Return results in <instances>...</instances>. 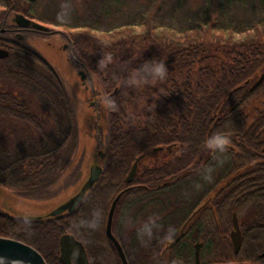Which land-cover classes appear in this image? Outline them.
Returning a JSON list of instances; mask_svg holds the SVG:
<instances>
[{
  "label": "trees",
  "instance_id": "16d2710c",
  "mask_svg": "<svg viewBox=\"0 0 264 264\" xmlns=\"http://www.w3.org/2000/svg\"><path fill=\"white\" fill-rule=\"evenodd\" d=\"M48 1L0 0V16L22 14L60 27L71 56L102 92L119 88L108 100L105 171L75 213L44 222L0 215V237L35 248L47 264H62L59 240L69 233L84 244L90 264H122L106 226L114 199L133 186L139 188L122 197L114 216L129 264H196L199 241L201 264H264V81L251 90L264 73V0H208L185 18L187 0H141L132 13L113 5L120 0H78L81 17L74 25L39 14ZM7 37L0 33V48L9 51L0 59V184L27 197L49 196L46 190L77 151L75 110L41 54ZM153 59L169 70L159 85L163 92L129 87L128 70ZM220 133L230 139L223 154L206 146ZM164 151V160L146 165ZM209 168L212 179L206 180ZM128 199L129 244L119 230ZM206 199L212 209L197 223L209 215L208 237L192 229L162 257ZM234 213L243 229L238 254L229 236ZM145 224L151 236L138 235Z\"/></svg>",
  "mask_w": 264,
  "mask_h": 264
},
{
  "label": "water",
  "instance_id": "95a60500",
  "mask_svg": "<svg viewBox=\"0 0 264 264\" xmlns=\"http://www.w3.org/2000/svg\"><path fill=\"white\" fill-rule=\"evenodd\" d=\"M11 19H12V24H17L22 27H32L35 30H38L41 32H46V33L51 32V29L49 27H45L42 24L34 22L22 14H13ZM8 56H9V51L6 49L0 48V59H4ZM43 58L46 60L45 57ZM53 69L55 70L54 67ZM85 69L86 70H78V74L81 76L83 86L87 90V93L90 94V88L87 85V78H90L92 81V84H94V87H93L94 91L99 92L100 95L104 97V102L107 103L108 100L112 98L116 92H118L119 88H116L111 94L105 95L102 92L100 85L97 82L95 76L91 75V73L88 71L87 68ZM263 81H264V73L255 82L251 90L253 91L256 88H258ZM88 97L89 96L87 95V98ZM74 110H75L77 128H78L79 114L76 109ZM105 110L106 111L104 112V116H105L104 124L106 126V130L108 133V123H107L108 107L107 106L105 107ZM87 135H89V137H92L93 139H95L94 136H96V135L92 136L91 134L87 133V131H85L83 136H87ZM97 144L98 143H96V145ZM81 148H82L81 144L79 143V146L77 147L76 155L72 163L75 161V159L81 152ZM156 150L162 151L164 149L158 148ZM167 150L171 151V147H168ZM143 158L144 156L139 157L134 163L132 170L126 180L128 184H131L133 182L137 174L139 164ZM98 159H99L98 162L92 161V163H90L88 173L85 174V177L83 178V180H81L76 185L73 191H71L66 197L62 198L61 201L54 203V204H52L53 202L50 203L51 201L43 202L37 199H29L27 197L25 199L23 196H17L16 194L0 186V209L1 211L4 214L9 215L10 217L18 218L22 221H32V222H44V221L55 220V219L62 218L64 216H68V215L75 213L80 207V205L83 203V201L95 189V187L97 186L101 177L104 174L105 165L107 161L106 140L104 142V146L102 147V149L98 151ZM72 163L70 164V166L72 165ZM70 166L66 169V171H68ZM136 188H139V187L131 186L125 189L124 191H122L121 193H119L118 196L114 199L112 206L110 208V211H109V215H108L106 234H107V237L110 239V241L115 246L122 264H129V262H128V259L126 257V254L124 252L122 245L120 244L119 240L116 238V236L113 233L114 216H115L116 208L120 200L122 199V197L126 193ZM9 195H11L12 197L10 198V201H12V203H10L8 200ZM22 201L32 206H39L40 204H43V205L46 204L45 207L48 206V209L42 212H31L30 211L28 214L27 213L22 214L21 213L22 210H19L20 212H16L13 209V207L15 208L16 206L19 207ZM204 207L205 205L200 207L198 210H196L193 213V215L188 219V221L182 227L179 235L173 241L169 242L168 245L164 248L162 252V257H164L171 248L177 245L185 237L186 228L189 226L190 222L202 211ZM233 226H234V229L230 234V238L232 241L234 252L235 254H238L242 246V232L239 226L237 214H234L233 216ZM59 246H60V261L62 262V264H90L89 257H88L84 244L81 241L77 240L74 235L69 234V233L63 234L60 237ZM200 248H201V244H197L195 256H196V261L198 264L200 263ZM0 264H47V262L45 261L42 254L38 252L35 248L23 242L17 241V240L0 237ZM179 264H182V263L180 262Z\"/></svg>",
  "mask_w": 264,
  "mask_h": 264
},
{
  "label": "rangeland",
  "instance_id": "374dc122",
  "mask_svg": "<svg viewBox=\"0 0 264 264\" xmlns=\"http://www.w3.org/2000/svg\"><path fill=\"white\" fill-rule=\"evenodd\" d=\"M188 7L184 9L181 13L182 17L185 18V13H189L190 11H197L201 6L206 5L208 0H187ZM78 0H49L45 5L44 9L39 11V14L42 16L57 19V14L62 10L66 11L67 16L66 19L69 23L74 25L76 21L79 20L80 9H78ZM87 0H81L80 3H85ZM141 0H120L119 3L114 2L113 5L117 8L130 11L132 13L133 9H136L141 5ZM61 5L64 8H61ZM214 12V11H212ZM212 16H215V14ZM76 24V23H75ZM52 27L51 32H63L58 26H50ZM67 36V34H64ZM29 46H31L34 50L39 52L46 60L55 68L58 73L59 78L64 84L69 97L72 100L74 109L77 110L79 114V125L77 128V147L79 143L81 144V152L72 163L68 171H65L61 177L58 179L56 183H54L49 189H47V193H50L49 196L45 197H31V196H23L29 199H37L40 201H48L52 204L57 203L62 200V198L66 197L76 185L83 180L85 174L88 173L90 163L92 161L98 162V151L102 149L104 146L105 140L108 138V133L106 130V126L104 124L105 116L104 112L105 107H108V102H104V97L100 95L99 92L94 91V84L90 78H87V85L90 88V94L87 93V90L83 86V82L81 80V76L78 74V70H86L85 67L76 66L71 58L72 47H70L69 41L62 36V34H53L50 38H41L34 37L29 41ZM67 45V48H65ZM71 50V51H70ZM89 71V70H88ZM90 72V71H89ZM91 73V72H90ZM91 75H93L91 73ZM94 76V75H93ZM87 95L89 96L87 98ZM98 97V99H97ZM93 103V104H92ZM94 117V118H93ZM93 118V119H92ZM97 130H100L99 138L102 140L101 145L99 144V138L97 137ZM93 135L95 139L92 137L83 136L84 132ZM19 137V135H18ZM16 135H13L12 138L16 141L18 139ZM86 137V138H85ZM96 140V142H95ZM76 155V154H75ZM166 155H169L168 151H164L162 155L158 156V158L153 161H147V166H153L158 161H162L165 159ZM10 194V193H9ZM8 200L10 203L11 195L8 196ZM46 204H40L39 206H32L28 203L21 202V205L13 207L16 212H20L22 210V214H28L31 212H42L48 209V206L45 207ZM32 208V209H31ZM31 209V210H30ZM124 225H126L124 223ZM126 226H123V232H125ZM231 231V230H230ZM230 236V233H229ZM167 255V253H166ZM165 255V256H166ZM180 263L177 261L176 264Z\"/></svg>",
  "mask_w": 264,
  "mask_h": 264
},
{
  "label": "flooded vegetation",
  "instance_id": "af4514ba",
  "mask_svg": "<svg viewBox=\"0 0 264 264\" xmlns=\"http://www.w3.org/2000/svg\"><path fill=\"white\" fill-rule=\"evenodd\" d=\"M12 16L11 15H6L4 17V19H2V16H0V33L1 34H5V35H8V39L14 43H23L24 45H27L29 44V41L34 38V37H41V38H50L53 36V34L55 33L56 35L57 34H62L63 37H65L64 33L63 32H60V31H57V32H41V31H38V30H35L34 28L32 27H22V26H19L17 24H12ZM67 39V37H65ZM68 40V39H67ZM69 41V40H68ZM70 43V47H72L71 45V42L69 41ZM65 48H67V46L65 45ZM71 51V50H70ZM72 58V61L73 63L76 65V66H79L78 63L75 62V60L73 59V56H71ZM99 133H100V130H97V137L99 138ZM101 142L102 140L99 138V144L97 145H101ZM171 153V151H169ZM0 186L4 187L5 189H7L5 186H3L2 184H0ZM8 191H10L9 189H7ZM12 192V191H10ZM14 194H16L17 196H22L21 194H18L16 192H12ZM129 193V192H128ZM127 193V194H128ZM210 202L211 200L210 199H206L205 201H203V203H201L191 214L190 216L184 221V223L181 225V227L179 228V232H178V235L182 229V227L185 225V223L188 221V219L193 215V213L198 210L200 207L204 206L205 207L202 209V211L190 222L189 226L186 228L185 230V236L188 232H190V230L194 229V234L196 235L197 234H201V235H205L208 237V235L211 233V224H210V221L207 219L209 217V215H205V218L204 220L202 221H198L197 223V218L198 216L203 212V211H209V209H212V206L210 205ZM236 214V213H234ZM233 214V216H234ZM0 215H5L1 209H0ZM233 216H232V230L231 232L233 231L234 229V226H233ZM238 218V216H237ZM238 222H239V226H240V229H241V232H242V240H243V229H242V225H241V222L238 218ZM197 223V224H196ZM125 226H126V229H125V232H123V226H120L119 230H120V233L123 235V237L125 238L126 242L129 244V199L127 200V204H126V216H125ZM230 232V234H231ZM113 233L114 235L116 236V238L118 239L116 233L114 232V222H113ZM119 240V239H118ZM120 242V241H119ZM113 244V243H112ZM121 244V242H120ZM197 244H201V248H200V254H201V251L203 249V246H204V242L203 241H199L197 243L194 244V251L196 252V245ZM122 245V244H121ZM114 246V245H113ZM115 247V246H114ZM164 250V249H163ZM170 251V250H169ZM168 251V252H169ZM125 252V251H124ZM163 252V251H162ZM167 252V253H168ZM127 257V256H126ZM195 260H196V256H195ZM129 262V261H128ZM179 264V263H178ZM183 264V263H182ZM196 264L197 261H196ZM201 264V263H199Z\"/></svg>",
  "mask_w": 264,
  "mask_h": 264
},
{
  "label": "clouds",
  "instance_id": "9594fccd",
  "mask_svg": "<svg viewBox=\"0 0 264 264\" xmlns=\"http://www.w3.org/2000/svg\"><path fill=\"white\" fill-rule=\"evenodd\" d=\"M63 9L64 6L61 5ZM67 13L66 11H61L57 14V19L61 22H68L66 19ZM168 67L166 63L162 59H153L146 60L137 68H133L128 70V77L126 80V84L129 87L137 88L141 86L145 87H155L157 93H162L163 89L159 87V85L163 84V82L167 79L168 76ZM230 144V139L226 134H216L212 136L207 142L206 146L210 151L223 154L227 151V147ZM219 163H223V161H219ZM208 175L205 176L206 180H211V172L213 171L211 168L206 170ZM83 224H87L89 227L93 226V222L82 221ZM152 229L148 224H145L143 228L140 230L138 235L151 236Z\"/></svg>",
  "mask_w": 264,
  "mask_h": 264
}]
</instances>
